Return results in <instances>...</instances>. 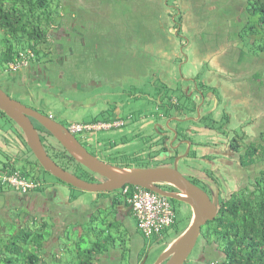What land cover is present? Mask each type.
I'll return each instance as SVG.
<instances>
[{
    "label": "flooded vegetation",
    "instance_id": "flooded-vegetation-1",
    "mask_svg": "<svg viewBox=\"0 0 264 264\" xmlns=\"http://www.w3.org/2000/svg\"><path fill=\"white\" fill-rule=\"evenodd\" d=\"M176 23L177 25L173 26L174 31L184 32L183 22L180 20ZM125 28L135 34L139 32L133 24ZM159 28L163 36L155 44L157 49L162 51V55L145 48L132 49L127 54L122 52L119 56L101 51L97 54V62L80 64L71 60L67 53L58 63L26 64L11 71L0 68V87L7 93L20 95V98L27 96L33 104L44 108H48L49 102L46 101L47 98L43 99L42 95L49 96L50 89H55L57 93L60 90V94L69 89L88 93L87 101L84 105L81 104L85 109L110 105L109 108L100 110V114L91 117L94 122H86L102 124L97 128L101 131L100 137L95 140L96 143L91 139L86 141L89 146L97 144L102 153L113 154L112 150L117 144L109 140L114 134L124 137V128L125 133L141 140L145 133H149L143 145L150 150L149 159L155 162L150 166H171L178 158L177 167L179 163L185 167L183 174L204 189L211 198L217 194L221 203L242 188L253 189L259 172L264 169L263 167L258 171L254 170L257 163L264 161L261 153L264 148L261 94L256 87L253 91L247 90L249 84H239V81H243L241 79L236 82L237 90L233 89L231 84L237 77H232V74L227 77L217 72V66L212 60H208L203 52L194 48L193 36H189L190 39H186L181 47V43L172 37V33H167L161 25ZM109 33L116 36L115 32ZM132 82L134 86L148 91L151 83L158 84V91H154L155 95L148 105L152 114L139 112L140 116L135 120L128 112H123L126 116L115 114L118 107H125L123 102L119 103L115 98L122 92L126 93V87ZM95 89L98 91L91 93ZM245 91H250L251 103L247 101ZM49 100L51 102V99ZM24 104L39 111L33 104ZM62 106L67 107L64 104ZM54 115L51 117L66 127L69 126ZM123 116L130 120V123L126 124ZM1 117L0 124L7 121L8 127L0 126V184L6 183L7 172L11 167L15 168L14 172L17 174L24 168L40 174L42 166L29 157L30 152L21 128L0 109V119ZM31 120L39 131L45 150L57 164L68 169L71 164L78 163L64 152L53 136L41 130L34 119ZM45 136L51 137L55 144L52 145L49 141L44 143ZM82 137L87 139L89 136L83 134ZM132 142L137 140L132 138ZM80 143L94 154L86 144L81 141ZM249 146L256 149L257 160L252 157L253 161L248 160L247 154L252 149H248ZM50 149L53 152H50ZM55 149L63 155L60 160L51 155L55 153ZM77 168L79 173L75 174L80 177L83 171L78 164ZM98 179L101 178L92 181ZM160 186L165 190H176L168 184ZM51 188L52 193H56L54 187ZM2 192L4 202L0 207V214L8 205V191L0 190V193ZM14 195L20 198L24 196L18 192H14ZM35 196L40 197L41 194ZM52 205L46 209L48 215L54 219L53 214L58 212L54 210L53 202ZM62 206L63 204L59 203L58 209ZM194 249L195 253L187 264H209L212 250L204 242L202 232Z\"/></svg>",
    "mask_w": 264,
    "mask_h": 264
},
{
    "label": "trees",
    "instance_id": "trees-1",
    "mask_svg": "<svg viewBox=\"0 0 264 264\" xmlns=\"http://www.w3.org/2000/svg\"><path fill=\"white\" fill-rule=\"evenodd\" d=\"M54 1L55 0H0L1 69H9L11 63L21 60V54L25 56L28 64L58 63L66 57L67 53H69L68 57L71 58V60H75L80 64L87 62H97V54L101 51L105 53L109 52L110 54L114 52L116 56L121 55L122 52L127 54L130 52V50H136L137 48L133 44L131 47H129L130 44L127 43L128 40L125 39L123 35L121 37H117L119 34L125 32L127 29L125 26L129 27L133 24L135 27H137L140 25L141 21L142 28L138 33L135 34L136 37L138 36V38L141 40L142 37L146 36L147 32V30L142 29L152 28L151 24L153 23L150 19L144 16L146 15V12L149 14L151 13V10H153L154 13L158 12L160 8L162 9V4L164 2L167 4L169 2L168 0H163L159 3L156 2L159 0H153L144 3L142 1L143 4L141 5L140 3V7H138V10L136 11L138 12L141 10L140 17H134L127 22L123 19H120L119 21L122 20V23H119L120 25H117V22L111 21L109 26L93 21L89 28L84 26V28L79 27L76 29L74 26H71V21H69V23H71L68 24V20L73 16V14L69 13L70 15L68 14L67 16V13H61L58 11V6H61L62 8L65 5H60V0H56L58 2H56V5H54ZM170 1L173 2V0ZM144 4L145 6L143 7ZM113 8L114 7L111 6L110 12L108 11L109 20L114 15ZM176 9H178V13H175L174 16L179 18V20L177 19L176 21L179 22L182 20V11L179 8ZM168 11L169 9L166 10L167 15L171 16V13L173 12ZM244 12L246 13L245 16L237 15L235 16L236 20L229 24V38L220 37V32L215 30L207 31L209 33H205L207 36V41L208 36L210 39H221L222 41L235 40L236 37H238V42L236 44L240 49L239 58L237 57V59L234 60L228 59L230 64L224 63L221 64L222 66H217V68H215L216 71L222 75L228 77L230 74H232V77H237V79L240 75L237 72L238 69L234 68L235 64H237L236 62L240 63L245 54L255 55L254 53H251L250 51L243 48L241 44L243 41L242 32L244 34H251L253 39L251 41L250 48H253V50L257 52L264 53V0L251 1L247 4L246 11ZM251 17H257V20L252 21ZM233 19L234 17L232 20ZM142 21H144V23H142ZM222 21H225L223 24H226V22L230 20L224 19ZM172 22L175 26L177 25L174 20ZM236 28L238 29L234 30ZM81 29H83V33L79 32ZM218 29L221 30L225 28ZM109 31L115 32L116 36L111 35ZM232 34L235 36H232ZM86 35L89 36V43L95 50L94 53H90L84 45ZM255 42H257L258 45H255ZM29 52L32 55H30ZM94 56L96 57L94 58ZM218 68L220 70H218ZM233 71L237 74H234ZM260 72L261 70L253 72L251 78L256 82H254V84L261 94V98L264 102V91L262 88H260V86L264 85V77L262 76L264 75V72ZM35 123L38 127H40L41 130L49 134V132L37 121H35ZM262 137L264 139V132ZM27 148L29 149L28 146ZM249 148L252 149L249 150L247 154L249 157L248 160L253 161L252 158L257 160L258 158L256 149H254L253 146H249L248 149ZM63 150L64 152L66 151L64 148ZM29 152L32 154L30 149ZM261 153L264 160V148L262 149ZM57 154H59L57 157L60 160L63 155L58 152ZM33 160L38 163L34 155ZM77 164L80 165L79 163ZM81 167L83 175L85 176L83 177L84 179L88 181L95 180L92 172H90L84 166ZM41 169L44 170L42 167ZM14 170L15 168L11 167L7 173H13ZM19 172L20 177L27 181H34L35 186L29 188L25 192H22L13 188L8 183L2 185L0 184V190L6 189L8 191V200L9 196L12 197V195H14V192H18L22 195L41 194V196L44 197L47 195V192L50 191V196L55 194L52 196V199L50 197L54 204V210L57 212L60 209L65 210L66 214L71 218L69 221L74 222L72 224L75 225V229H79V236L82 237L84 231L83 228L80 227L81 220L75 222L73 216L70 215L72 209L70 210L69 207L66 208L65 206L67 205L63 204V202L58 199V196L56 195L58 192L55 191L56 193H52V188L49 187L50 184L43 185L35 176L32 175L29 169L24 168ZM44 193H46V195H43ZM123 195L125 197L126 194ZM15 199L19 205H12L7 200V209L14 207L15 209L22 210L21 212H18L19 210H17L16 214L14 215L18 221H8L5 218H2L0 214V218L3 219V221H6L10 227L9 230L1 231L3 227L0 226V264H59L51 263L48 260L49 255H51L50 251L48 256L42 255L43 252H47L46 243L52 236H54L53 231L51 230L50 232L47 229L48 223L44 221L40 215L31 214L28 211L29 205L26 204L24 198L16 197ZM3 202L4 193L2 192L0 193V207ZM59 203H62L63 206L58 209ZM119 204H122V201L114 196L111 199L110 208L115 210ZM220 205L221 206L216 217L213 220L208 221L203 226L204 230H202L204 242L212 250L209 263L211 261H218L219 264H264V169L259 172V176L253 186V189L249 190L248 188H242L234 193L232 197L226 198L223 203L220 202ZM29 213L31 214L30 220H25L23 215L25 216ZM53 215H55V213ZM93 215L87 222L95 220V218L92 219ZM190 217L191 215L188 218L186 226L190 221ZM116 221L117 220L115 217L114 220L108 221L106 223L109 227H115L118 225V221ZM54 222V219H52L51 228L54 225ZM175 223L176 219H174V222L170 227L163 230L160 236H163L165 233L172 232ZM185 227L181 231H179L178 228H175L174 231L176 236L179 235L185 229ZM102 233V229L95 231V234L93 235L97 240L92 241L91 246L89 247H83L77 241L76 255L74 257V260L76 261H67L64 264H100L99 255L109 252V249L112 248L114 242L112 237L106 236L103 240L105 244L100 243ZM79 241L84 242L85 239L82 237ZM212 245L215 246L213 247Z\"/></svg>",
    "mask_w": 264,
    "mask_h": 264
},
{
    "label": "rangeland",
    "instance_id": "rangeland-1",
    "mask_svg": "<svg viewBox=\"0 0 264 264\" xmlns=\"http://www.w3.org/2000/svg\"><path fill=\"white\" fill-rule=\"evenodd\" d=\"M144 2H149L153 0H60V5L64 4L61 8V6L57 7V10L61 13H67V16L69 13L73 14L72 17L68 20V24H71V26H74L76 29L79 27L86 26L89 28L91 26V23L93 21L99 22L101 24H106L107 26L110 25L111 21L117 22V25H120L119 23H122V20H125L126 22L131 20L134 17H140V11L136 12L138 10V7H140ZM156 1V0H155ZM163 0L156 1L157 3L162 2ZM166 1V0H164ZM168 4L164 2L162 4V9L158 8V12H153L151 10V13H147L144 15L146 18L150 19L153 23L151 24L152 28H143L142 30H147L146 36L142 37L140 40L138 36L136 37L135 33L130 32L129 30H125V32L121 33L120 35L127 39L130 45L132 44L136 48H145V49H152L155 51L156 54L162 55V51L160 52L157 47L156 43L159 42V38L162 35V30L159 28V26H163L164 30L168 33H172V37L177 39V42L182 44L186 41V39L189 38V36H193L195 49L198 51H201L204 53V56L209 60L211 59L215 66H222L221 64L227 63L230 64L229 60H234L239 58L240 49L237 46V40L238 37H236L235 40H224L221 39L214 40L210 39L208 36V41L206 40V32L207 31H218L220 32V37H228L229 35V24L236 20L237 15H246L244 11H246L247 4L250 3L253 0H185L182 5L179 6V3L177 5L176 0H173L171 2L168 0ZM54 5H56V2L54 1ZM176 2V5H175ZM182 1H180L181 3ZM113 6V16L109 20V14L110 8ZM145 4L143 5V7ZM167 6V7H166ZM176 6V7H175ZM125 7V8H124ZM171 7V8H169ZM173 7V8H172ZM181 9L182 11V22L184 27V32L181 31L180 33H177V31H174V24L172 21H177L179 18L177 16H174V14L178 13V9ZM168 12L172 11V15L168 16L166 10ZM148 11V10H147ZM70 15V14H69ZM115 17V18H113ZM234 19L232 20V18ZM224 19H228L230 21H227L226 24L225 21H222ZM172 20V21H171ZM252 21L257 20V17H251ZM69 21H71L69 23ZM140 21V19H139ZM144 23V21H142ZM67 24V25H68ZM163 24V25H162ZM95 28V23H94ZM137 30H141L142 24L140 21V25L136 27ZM218 28H225V29H218ZM238 28L234 29L237 30ZM87 31V30H86ZM94 31V30H93ZM174 31V32H173ZM79 32L83 33V29L79 30ZM127 33V34H125ZM209 33V32H207ZM205 34V35H204ZM246 34V36H245ZM243 33V41L242 46L246 50L250 51L251 53H254L255 55L251 54H245L244 58L240 61V63L236 62L234 68L238 69L239 78L234 80L232 82L233 89L237 90L236 82L237 80L241 79L243 81H239L241 85L249 84L247 90H255V84L254 80L251 78V74L255 71L261 70L260 73L264 72V53L263 52H257L253 50V48H250V44L252 41L251 34ZM91 35V34H88ZM232 36H235L232 34ZM251 36V37H250ZM247 37V38H246ZM257 37V36H256ZM229 38V37H228ZM190 39V38H189ZM250 40V41H249ZM90 39L89 36L86 35L84 45L86 46V49L89 50L90 53H94L95 50L90 45ZM135 43V44H134ZM260 44V43H259ZM255 45H258L257 42H255ZM96 56H94L95 58ZM231 57V58H230ZM229 59V60H228ZM69 61V60H68ZM24 66V65H22ZM20 67V66H19ZM6 70H13V69H6ZM234 72V71H233ZM234 74H237L234 72ZM261 75V74H260ZM264 77V75H262ZM242 77V78H241ZM153 81V79H152ZM246 81V82H245ZM238 82V83H239ZM261 82V81H260ZM256 83V82H255ZM158 84L153 85L151 83L150 91H148L145 88H141L138 86H134V83H130L126 88V93L122 92L121 95H118L115 100L117 102H123L125 104V107L121 109L118 107L115 110V114H124L123 112H128V114H131V118L134 117L133 120L138 119L140 116L139 112H146L147 114H152L150 110H148V105L152 102V97L155 95L154 91H158L156 87ZM36 88H39L38 85H34ZM260 88L264 91V85L260 86ZM142 89V91H141ZM98 89H95L91 93L97 92ZM9 92V91H8ZM51 94L49 96L42 95V98H47V102H49L48 108H44L40 105H35L30 101V99L25 96V98H20V95L12 94L9 92L8 94L17 100H22L24 103L33 104L36 106L39 111L45 112L48 115H56L58 116V120L63 121L66 124H72L77 122H91L93 119H91L92 116L100 114V110H105L110 107V105H98L97 107H91L86 108L81 106V104H85V101H87L88 93H83L80 91H75L73 89L67 90L65 93L60 94V90H58V93L55 89H50ZM56 92V93H55ZM143 92V93H140ZM247 97V101L251 103V93L250 91L245 92ZM60 95V96H59ZM159 98V96H157ZM38 98H41V96H38ZM51 99V102L50 100ZM42 100V99H41ZM261 101V98H260ZM67 105V107H63L62 105ZM263 109L264 111V102L262 100ZM153 110V109H152ZM54 115V116H55ZM125 116L127 114H124ZM124 117V120L126 124L130 123L126 117ZM129 117V118H130ZM130 118V119H131ZM131 119V122H132ZM2 120V117L0 121ZM264 122V121H263ZM0 126L8 127V122L5 121L4 123L0 124ZM100 129H95L94 131H90L88 133H84L88 135L89 137L85 139L82 137L81 134H75L78 139L86 144V146L91 150L95 156H97L100 160H103L105 162L117 165V166H127V167H147L151 164L155 163L151 159H149L150 156V150L144 146L143 144L146 141V138L149 136V133H145L144 136H142V140L138 139V137L135 138V136L129 135L125 133L126 128H124L123 133L124 137H122L119 134H114L113 137L110 138L109 142L111 140L112 143H116L117 146L112 150L113 154H104L100 151V148L97 144H94L92 146H89L87 144V140L91 139L93 143H96L95 140H97L100 137ZM148 131V129H147ZM122 133V134H123ZM132 138L137 140V142H132ZM44 143H47L48 141L52 143V145L55 144V141L48 136H45ZM107 139V138H106ZM48 145V144H47ZM110 145V144H109ZM106 145V146H109ZM49 148V146H48ZM63 149V147H62ZM27 150V149H26ZM48 150V149H47ZM60 153L58 149H55V153H51V155L55 158L59 156L57 152ZM50 152H53L52 149H50ZM49 152V153H50ZM104 152V151H103ZM29 157L33 159V155L31 153H28ZM58 158V157H57ZM59 160V158H58ZM80 164V163H79ZM83 166L82 164H80ZM79 165V167H81ZM69 167V168H68ZM67 168L72 173H79L77 164H71V166H68ZM264 167V161L257 163V165L254 166V170L258 171V169H262ZM82 168V167H81ZM179 170L185 174V167L182 166L181 163H179ZM67 169V170H68ZM29 171L32 173L33 176H35L38 181H40L43 185L50 184L49 187H56L59 188V190L62 191V193H65L67 189L68 193L71 198L76 199H83L85 195H88L89 197L94 196H103V197H109L112 196V198L115 196L118 199H123L124 195L122 193V188L116 189L112 192H87L80 190L78 188H75L67 183H64L63 181L57 179L56 177L52 176L50 173L41 170V173H34L31 169ZM91 172V171H90ZM35 175H34V174ZM81 178L84 179L85 177L82 174ZM95 178H98L97 175L93 174ZM186 176V175H185ZM66 187V188H65ZM67 193V192H66ZM67 193V194H68ZM51 192L48 191L47 195L42 197H38L35 195L26 194L23 196L24 200L26 201V204L28 206V211L31 214H38L40 217L48 223V231H53L54 236H52L48 242L46 243V249L47 252H43L42 255L48 256L49 251L51 252L49 255L48 260L51 263H59L64 264L65 262H75L74 257L76 255V244L77 241L80 243L83 247H89L91 246L92 241H96V237L93 235L95 234V231H99L100 229L103 230V233L101 235V241L100 243L105 244L103 241L106 236H110L113 239V246L111 249H109V258L106 260V264H120V257L121 264H131V258L133 257L132 253L137 252L139 253L138 259L139 264H153L157 258L166 250V248L172 243V241L178 236H176V233L174 229L178 228L179 231H181L187 224L188 218L191 215V208L190 206L180 200L177 199H171L169 198V202L171 203L173 209H174V219H176V223L174 224V228L172 232L165 233L163 236L156 237H145L143 236V242L138 241L135 244H133V237L130 231L127 230V228L120 222H117L118 225L115 227H109L106 222L112 221L115 219V210L113 208H104L101 207L98 211L94 212L93 218H95L94 221L87 222L83 218V214H81V225L80 227L83 228L84 234L83 238L85 241H79L82 237L79 236V229H75V225L72 224L74 222L69 221V218H60L59 216L54 217V225L51 228L52 219L48 214V209L46 207H52V201L50 199ZM84 195V196H83ZM16 196L12 195L9 196V203L12 205H19L16 201ZM220 202V201H219ZM21 212V209H15L14 207L6 209L1 211V217L5 218L8 221H18L16 220V216H14L17 212ZM23 215L25 220H30L31 214ZM66 213V212H65ZM56 215V214H55ZM22 217V218H23ZM130 223L134 226L135 221L132 216L127 217ZM21 220V219H19ZM66 225V230L64 234H60L62 231V227L64 224ZM0 226L3 227L1 231L9 230V224L6 221H3V219L0 218ZM34 227V226H33ZM79 227V226H78ZM90 228V229H89ZM138 230V228H137ZM204 230V228H202ZM87 231V232H86ZM57 232H59V235L57 236ZM138 233L140 231L138 230ZM162 234V233H161ZM100 236V235H99ZM57 237V239H56ZM213 247L215 245H212ZM134 249V250H133ZM196 249V248H195ZM195 249L191 253V255L186 259V261L183 264H187L190 260V257L194 255ZM120 251L119 255L117 252ZM55 256V257H54ZM114 256V257H113Z\"/></svg>",
    "mask_w": 264,
    "mask_h": 264
},
{
    "label": "water",
    "instance_id": "water-1",
    "mask_svg": "<svg viewBox=\"0 0 264 264\" xmlns=\"http://www.w3.org/2000/svg\"><path fill=\"white\" fill-rule=\"evenodd\" d=\"M0 109L22 130L25 142L42 168L57 179L87 192H112L125 185H138L171 199L187 203L191 208L188 226L172 241L153 264H183L189 257L202 232L203 226L213 220L220 209L218 195L209 194L187 178L177 167V159L170 165L147 167L117 166L90 153L68 127L50 115L42 113L12 98L0 87ZM37 121L67 151L68 155L101 179L88 181L63 168L45 150ZM168 184L176 190H165Z\"/></svg>",
    "mask_w": 264,
    "mask_h": 264
},
{
    "label": "built area",
    "instance_id": "built-area-1",
    "mask_svg": "<svg viewBox=\"0 0 264 264\" xmlns=\"http://www.w3.org/2000/svg\"><path fill=\"white\" fill-rule=\"evenodd\" d=\"M30 55L32 54L30 53ZM26 64H28L27 60L21 54V60L11 63L9 69H15ZM100 125L102 124L77 122L70 124L68 128L73 134L83 135L99 128ZM6 183L22 192L35 186L34 181H27L16 172L7 174ZM122 193L126 194L125 200L130 205L136 226L143 236L158 237L163 230L173 224L174 209L168 197L138 185H125ZM209 264L219 263L218 261H211Z\"/></svg>",
    "mask_w": 264,
    "mask_h": 264
},
{
    "label": "crops",
    "instance_id": "crops-1",
    "mask_svg": "<svg viewBox=\"0 0 264 264\" xmlns=\"http://www.w3.org/2000/svg\"><path fill=\"white\" fill-rule=\"evenodd\" d=\"M180 1H182V2L180 3ZM184 1L185 0H176V2L179 3V5H182V3ZM117 37H121V35L119 34ZM108 50H110V49H108ZM112 54H115V53L113 52ZM127 63H128V60H127ZM80 90L83 91V89H80ZM82 107H83V105H82ZM54 189L56 190V192H58V194H56L58 196V199L61 202H63V204L67 205L65 207L66 208L69 207L70 210L72 209L70 215L73 216V219L75 220V222H78L81 220V214H83V218L85 219V221H89V219L92 217L93 213L98 211L101 207L110 208L112 196L103 197L100 195V196H96V198H95L94 196L89 197L88 195H85V196L83 195L84 196L83 199H80V198L74 199V198L70 197L67 189H65V190L68 194L66 192L62 193V191L59 190V188H57V186L54 187ZM121 201H122V204H119L117 206V208L115 209L116 211H115L114 217H116V220L118 222L122 223L127 228V230L131 232L132 237H133L132 238L133 244H135L138 241L143 242V235L141 232L138 233L136 222L134 223L135 225L133 226L127 218L128 216H132L134 219L130 205L126 202L125 197L123 199H121ZM65 212H66L65 210L60 209V210H58V214L55 213L56 215H54V217L59 216L60 218L62 217V219L63 218L66 219L68 216V218L71 219L70 216L67 215ZM191 215H192V213H191ZM134 221H135V219H134ZM66 225H67V223L64 224V226L62 227L61 233L65 232ZM56 235L58 236L59 232H57ZM56 239H57V237H56ZM119 253H120V251L117 252L118 255H119ZM109 255H111V253H109V252L104 253L103 255H99L100 256V264H106L107 263L106 260L109 258ZM132 255H133V257L130 259L131 264H139V259H138L139 253H138V251L137 252L133 251ZM117 257H120L119 263L121 264L122 256H117Z\"/></svg>",
    "mask_w": 264,
    "mask_h": 264
}]
</instances>
